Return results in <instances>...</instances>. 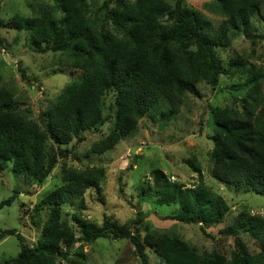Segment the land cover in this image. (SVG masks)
<instances>
[{
	"label": "trees",
	"instance_id": "trees-1",
	"mask_svg": "<svg viewBox=\"0 0 264 264\" xmlns=\"http://www.w3.org/2000/svg\"><path fill=\"white\" fill-rule=\"evenodd\" d=\"M55 1V8L63 11L62 17L44 4L40 16L14 14L11 25L31 31L38 46L66 52L72 58L69 64L79 74L42 112L43 126L20 110L14 91L0 88V171L10 163L13 170L38 184L53 172L59 157H68L62 146L70 145L82 132L114 119V129L93 146L94 152L103 153L134 133L146 116L161 120V128L168 126L191 95L202 96L201 82L215 89L224 71L217 48L229 46L239 32L248 34L251 19L261 7V0H216L225 19L215 26L198 12H186L184 0H175L173 5L165 0H105L94 15L86 0ZM3 25L0 18V30ZM0 46H4L1 36ZM242 66L236 60L230 62L231 68ZM263 79L262 68H254L248 75L250 92L241 112H216L214 147L209 153L215 179L261 195ZM107 94L113 96L109 109H115V113L104 114ZM187 163L202 183L200 166L196 161ZM105 174L103 166L66 169L65 183L39 203L51 210L35 246L26 243L16 229L2 232V236L16 235L20 242L18 256L6 264H88L84 247L101 238L129 239L142 264H151L149 249L165 264H264V218L247 211L240 212L222 230L235 236L237 246L228 261L217 250L200 251L174 235L142 236L138 227L146 217L142 210L131 226L117 224L109 216L98 225L76 212L72 222L64 219L63 205L74 201L84 205L86 190L99 189ZM154 187L164 204L178 206L176 212L166 216L173 220L204 227L224 222L230 211L222 195L202 184L186 187L160 169L154 171ZM16 196L2 201L0 207ZM240 234L256 239L258 250L251 251Z\"/></svg>",
	"mask_w": 264,
	"mask_h": 264
},
{
	"label": "rangeland",
	"instance_id": "rangeland-1",
	"mask_svg": "<svg viewBox=\"0 0 264 264\" xmlns=\"http://www.w3.org/2000/svg\"><path fill=\"white\" fill-rule=\"evenodd\" d=\"M104 1L86 0L90 14H96ZM165 1L173 5L175 0ZM44 4L52 7L58 18L63 16L62 9L55 8V0H2L0 5V18L4 23L0 30L4 41V46H0V88L14 91L20 110L41 126L42 112L52 106L63 88L79 74L69 64L72 58L66 52L38 46L31 31L11 25L14 14L40 16ZM260 6V12L251 19L248 34L239 32L229 46L217 48L224 69L219 85L214 89L201 82L202 96L191 95L177 118L165 128H161V120L146 116L140 120L138 129L113 149L97 153L93 151L94 144L114 129V119L106 120L82 132L70 145L62 146L68 151V157H59L53 172L42 184L13 170L10 163L0 171V203L17 194L10 204L0 207V264L17 257L20 251L17 236H2V232L16 229L26 243L35 246L51 210L48 205H39L41 200L65 183L66 169L94 166L106 168L100 188L86 190L82 197L84 205H80L79 201L63 205L64 219L72 222V214L76 212L81 218L98 225L103 223L105 216H109L117 224L131 226L138 217V211L142 210L146 215L138 226L142 236L174 235L200 251L217 250L228 261L237 246L235 236L225 235L222 230L231 225L242 211L264 218V195L236 189L215 179L209 153L214 147L216 112H226L227 115L232 111L241 112L243 101L247 100L250 92L248 75L254 68L264 70V0H261ZM184 9L191 15L200 13L215 26L225 19V13L216 0H184ZM232 60L242 62L243 66L231 68ZM111 102L113 96L107 94L103 102L104 114L115 113V109H109ZM187 161H196L200 166L202 183ZM157 169L186 187L202 184L222 195L230 206L224 222L202 227L167 218L178 210V206L164 204L155 194L154 171ZM240 238L251 251L258 250L256 239L248 234H240ZM84 250L88 264H142L129 239L101 238L86 245ZM149 254L151 264H165L152 249H149Z\"/></svg>",
	"mask_w": 264,
	"mask_h": 264
}]
</instances>
